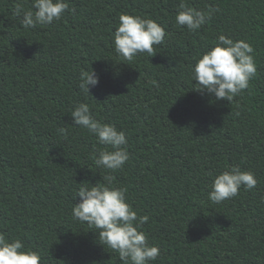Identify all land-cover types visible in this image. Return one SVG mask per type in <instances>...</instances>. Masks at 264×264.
Segmentation results:
<instances>
[{"label":"trees","instance_id":"trees-1","mask_svg":"<svg viewBox=\"0 0 264 264\" xmlns=\"http://www.w3.org/2000/svg\"><path fill=\"white\" fill-rule=\"evenodd\" d=\"M18 2L0 0V232L40 252L42 264H122L71 214L80 184L110 175L149 216L141 230L160 249L151 264H264V0H186L219 9L196 32L176 23L181 0H67L59 21L27 29ZM122 13L165 28L154 56L115 52ZM221 34L249 42L257 65L231 101L196 90L190 71ZM92 69L99 84L84 93L80 72ZM81 102L126 133L122 170L95 165L109 146L74 125ZM232 166L258 184L213 204L210 185Z\"/></svg>","mask_w":264,"mask_h":264},{"label":"clouds","instance_id":"clouds-1","mask_svg":"<svg viewBox=\"0 0 264 264\" xmlns=\"http://www.w3.org/2000/svg\"><path fill=\"white\" fill-rule=\"evenodd\" d=\"M176 23L186 26L191 32L201 29L214 12L197 10L181 0ZM67 0H32L31 7L25 10L23 0L15 7V14L22 18L21 25L34 28L59 21L69 11ZM74 13L75 9H71ZM166 37L165 28L153 19L122 13L119 25L114 32L115 52L122 60L132 61L138 54H156L154 46L161 45ZM214 47L203 53L190 69L197 85L196 90L213 95L215 99L231 101L250 86L256 76L257 65L254 48L245 40H236L221 34L213 42ZM99 77L95 71L81 70L79 88L90 92V86L96 87ZM74 125L87 130L96 137L99 145L109 146L94 153L95 165L109 172L122 170L129 160L126 133L116 125L97 120L88 103H78L70 114ZM59 133L68 135L66 128ZM96 185L89 182L80 184L75 198L80 202L72 208V218L79 223H87L90 229L98 233L102 245L118 253L122 264H151L160 256L158 246L147 242L146 234L141 230L149 220L148 215H138L127 202V188L116 187L112 176H104ZM258 181L251 171H243L238 166L226 168L219 173L210 185L208 199L213 204L236 197L240 189L252 190ZM91 185V186H89ZM0 264H42L41 253L25 247L19 239H9L0 232Z\"/></svg>","mask_w":264,"mask_h":264}]
</instances>
